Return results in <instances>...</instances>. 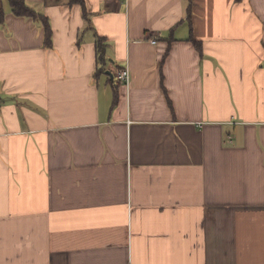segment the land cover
I'll return each instance as SVG.
<instances>
[{"label": "crops", "instance_id": "crops-1", "mask_svg": "<svg viewBox=\"0 0 264 264\" xmlns=\"http://www.w3.org/2000/svg\"><path fill=\"white\" fill-rule=\"evenodd\" d=\"M26 1L52 43L3 0L0 264H264V0Z\"/></svg>", "mask_w": 264, "mask_h": 264}, {"label": "trees", "instance_id": "trees-1", "mask_svg": "<svg viewBox=\"0 0 264 264\" xmlns=\"http://www.w3.org/2000/svg\"><path fill=\"white\" fill-rule=\"evenodd\" d=\"M10 4L12 12L17 16H23L33 19L42 20L45 28V36H46V45H51L52 43V29L50 27V23L46 17L39 15L32 7H30L26 0H7ZM5 18V9L3 6V0H0V23L4 22ZM191 40L194 42L197 48L201 47V43L199 41H195L193 38ZM97 48H98V60L100 66L98 67V71L100 73H106L107 69V59H106V45L104 43V39L98 37L97 39Z\"/></svg>", "mask_w": 264, "mask_h": 264}, {"label": "built area", "instance_id": "built-area-1", "mask_svg": "<svg viewBox=\"0 0 264 264\" xmlns=\"http://www.w3.org/2000/svg\"><path fill=\"white\" fill-rule=\"evenodd\" d=\"M152 42L157 43V41L155 40H153ZM113 72V76L115 75V78H117L118 81L129 83L131 75L128 68L118 69Z\"/></svg>", "mask_w": 264, "mask_h": 264}, {"label": "water", "instance_id": "water-1", "mask_svg": "<svg viewBox=\"0 0 264 264\" xmlns=\"http://www.w3.org/2000/svg\"><path fill=\"white\" fill-rule=\"evenodd\" d=\"M107 74H109V75H111V76L113 75V74H112L111 72H109V71H107Z\"/></svg>", "mask_w": 264, "mask_h": 264}]
</instances>
